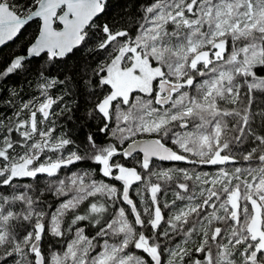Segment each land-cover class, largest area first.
I'll return each instance as SVG.
<instances>
[{
	"label": "snow or ice",
	"instance_id": "snow-or-ice-1",
	"mask_svg": "<svg viewBox=\"0 0 264 264\" xmlns=\"http://www.w3.org/2000/svg\"><path fill=\"white\" fill-rule=\"evenodd\" d=\"M128 7L109 16L108 0H0V47L37 25L0 80L36 61L39 89L0 121V264H264V0ZM59 87L98 122L83 155L49 126ZM85 159L98 169L59 177ZM46 236L62 247L46 250Z\"/></svg>",
	"mask_w": 264,
	"mask_h": 264
},
{
	"label": "trees",
	"instance_id": "trees-1",
	"mask_svg": "<svg viewBox=\"0 0 264 264\" xmlns=\"http://www.w3.org/2000/svg\"><path fill=\"white\" fill-rule=\"evenodd\" d=\"M136 0H108V15L116 16L123 15L125 11V6L129 5L127 8L128 12H134ZM103 20V18H102ZM37 25L35 23H30L23 30L24 34H22L15 43L9 44L7 47L0 49V70H3L7 64L9 63V57L12 53L23 54L22 45L30 40L32 35H34L36 31ZM36 61H33V72L29 73H18L13 74L8 78L0 80V121H3L5 124H8L10 121L15 119V113L18 110V107L22 104V102H26L33 97L39 96V89L37 87V80L35 78L34 70ZM52 75H55V70L52 71ZM50 94L55 96L64 95L65 100L63 104L59 106H54L55 114L51 117L52 123L49 126L56 127V133L54 135L59 134H68L69 137L75 140V144L69 145V149L77 150L79 148L80 153L84 154L85 144L84 141V133L89 131H95L98 122H86L84 120V113L86 108L89 107L85 103V100L82 96H78L73 98L70 94H66V90L63 87H59L57 89L50 90ZM77 104L79 107L77 108ZM65 105L68 108L73 109L72 111H61ZM26 114H22L21 118H24ZM89 125V126H86ZM83 127V131L81 128ZM15 135V134H14ZM109 138L101 133H97V143H105ZM157 169L159 168H167V167H186L192 168V166L184 164L182 162H172L170 164H162L156 162ZM240 166V165H237ZM231 170L233 166H226ZM98 166L94 164L90 159H85L83 161H79L74 165L69 166L68 168H64L61 170L59 177L61 179H66L69 175L73 173H84V172H92L97 170ZM198 171L208 172L210 174H214L217 171V166L207 167L206 165L199 166ZM95 179L104 180L108 183H113L108 178L102 177L98 171H96ZM47 177H40L41 186L47 181ZM31 183V181H26ZM119 183V182H115ZM143 188V185L140 186ZM136 186L134 185V190L130 192V195L138 203V205L142 208L143 205L139 204L140 196L136 194L135 191ZM173 198L172 191L169 190L166 195L161 197L162 200H171ZM48 202L55 205L56 200L50 194L48 195ZM180 203L179 201L177 202ZM86 223V222H85ZM86 232L94 233L95 229L86 227ZM196 237H193L192 243H195ZM51 242V243H50ZM44 246L46 250L51 249H59L62 247V242H58L56 238L51 236H46L44 238Z\"/></svg>",
	"mask_w": 264,
	"mask_h": 264
},
{
	"label": "water",
	"instance_id": "water-1",
	"mask_svg": "<svg viewBox=\"0 0 264 264\" xmlns=\"http://www.w3.org/2000/svg\"><path fill=\"white\" fill-rule=\"evenodd\" d=\"M31 23V22H30ZM12 42H10L9 44H11ZM4 47H0V49H2ZM156 162H159V163H162V164H170L172 162H160V161H156ZM207 167H212V165H206Z\"/></svg>",
	"mask_w": 264,
	"mask_h": 264
}]
</instances>
